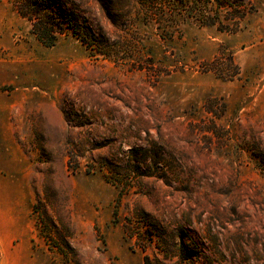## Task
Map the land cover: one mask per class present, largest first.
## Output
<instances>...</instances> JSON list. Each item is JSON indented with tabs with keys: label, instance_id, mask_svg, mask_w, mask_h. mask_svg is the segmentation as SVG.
Here are the masks:
<instances>
[{
	"label": "rangeland",
	"instance_id": "obj_1",
	"mask_svg": "<svg viewBox=\"0 0 264 264\" xmlns=\"http://www.w3.org/2000/svg\"><path fill=\"white\" fill-rule=\"evenodd\" d=\"M55 3L81 29L46 47L0 0V149L23 151L0 231L29 235L0 264H264V0Z\"/></svg>",
	"mask_w": 264,
	"mask_h": 264
},
{
	"label": "trees",
	"instance_id": "obj_2",
	"mask_svg": "<svg viewBox=\"0 0 264 264\" xmlns=\"http://www.w3.org/2000/svg\"><path fill=\"white\" fill-rule=\"evenodd\" d=\"M14 9L24 19L28 20L32 25V33L37 40L46 47L54 46L58 38L72 30L76 36H79L80 24L75 21L74 16L62 10L58 13V6L55 0H12ZM239 75L237 73L235 76ZM234 76V77H235ZM122 192L120 193L117 204L121 202ZM114 215L118 216V210L114 211ZM125 232L131 236L129 226H125ZM144 252L149 246H138ZM162 251L164 257H174L177 260L171 264H218V262L205 258L204 262H198L201 257L194 254L192 250L186 246H156ZM66 260H70L71 264H82L74 250L70 248V252L64 255ZM69 263V262H68ZM158 264H166L161 260H157ZM52 264H56L53 262ZM144 264H153L150 256H145Z\"/></svg>",
	"mask_w": 264,
	"mask_h": 264
},
{
	"label": "crops",
	"instance_id": "obj_3",
	"mask_svg": "<svg viewBox=\"0 0 264 264\" xmlns=\"http://www.w3.org/2000/svg\"><path fill=\"white\" fill-rule=\"evenodd\" d=\"M7 143L8 144H6V146L9 145V147L13 149V152H7L5 149L6 146L0 149V152L4 155V165L0 164V204L4 206L3 203L6 198H12L14 202L12 205V216L10 219L5 217L4 214H1L2 210L0 209V225L6 227L7 221H11L10 223L13 222V225L21 226L23 220V151L16 141L14 132H8ZM5 163L7 164L5 165ZM12 163L14 169L11 171L13 172L10 176H6L5 173L7 166L10 168V164ZM11 187H14V192H12L13 196H11L12 193L9 191ZM27 195H29V193ZM26 197L29 198V196ZM18 239H20L21 242H27L29 235L22 237L19 231H14L12 233L0 231V246H7V249H10V247L14 246V242H16Z\"/></svg>",
	"mask_w": 264,
	"mask_h": 264
}]
</instances>
